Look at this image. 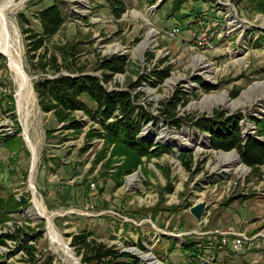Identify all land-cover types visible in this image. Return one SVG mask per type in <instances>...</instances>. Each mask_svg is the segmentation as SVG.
<instances>
[{"label": "rangeland", "instance_id": "1", "mask_svg": "<svg viewBox=\"0 0 264 264\" xmlns=\"http://www.w3.org/2000/svg\"><path fill=\"white\" fill-rule=\"evenodd\" d=\"M120 1L124 11L117 18L106 0H0L11 3L5 31L14 38L34 96L31 107L18 110L13 74L0 51V202H8V208L0 206L8 218L0 234L17 227L29 237L40 232L29 241L36 264L47 256L50 264H82L70 242L80 232L136 256L137 264H264V164L252 171L242 163L245 169L237 171L235 162L221 158L231 150L212 149L210 132L193 124L218 110L237 115L244 139L264 141V0ZM51 4L59 6L63 23L46 47L30 51L23 30L39 32L35 14ZM51 54L59 72L40 69ZM104 57L126 64L105 88L130 90L154 118L142 124L138 139L169 152L137 157L118 146L114 153L99 138L86 141L87 130L102 129L83 113L75 112L82 129L75 133L40 109L35 80L67 73V65L100 76L97 62ZM165 67L169 76L151 83L152 71ZM174 94H180L178 125L161 113ZM23 125L35 149L32 172ZM200 201L206 209L196 220L189 207ZM218 231L247 239L234 251ZM22 237L0 245V263L30 264Z\"/></svg>", "mask_w": 264, "mask_h": 264}, {"label": "trees", "instance_id": "2", "mask_svg": "<svg viewBox=\"0 0 264 264\" xmlns=\"http://www.w3.org/2000/svg\"><path fill=\"white\" fill-rule=\"evenodd\" d=\"M106 1L114 16L120 17L124 11L123 3L120 0ZM35 17L39 22L40 31L33 32L30 28L23 30L26 39L30 40L31 46L28 48L30 51H37L42 46L44 47V44L49 42V38L60 29L63 23L62 12L57 4L43 8L35 14ZM71 55L66 54L65 60L70 59ZM97 67L101 72L100 76L86 72L83 68L67 65L65 67L67 73H58L51 77L35 80L33 89L40 109L45 113H51L58 122L67 123L66 128L75 133H80L82 130L80 121L75 117V112L83 113L91 120L98 122L102 129L101 131L87 130L85 132L86 141L99 138L104 144L113 145L114 153H117L118 146L126 152H132L137 157H156L160 152H169L170 147L138 139L142 124L153 121L154 118L142 106L136 105V98L131 91L128 89L108 91L104 86V83L110 81L114 74L125 72V62L104 57L98 60ZM40 69L56 73L59 72L60 67L56 62V57L51 54L48 63L41 64ZM169 72L168 67L153 70L152 76L155 81L150 82H162L169 76ZM133 87L134 84H130V88ZM179 95H172L163 102L161 108V113L176 125H178V118H175V110L180 104ZM236 95L235 92L231 94L232 97ZM83 97L87 98L94 106H89ZM193 124L201 131L210 132V147L212 149L228 152L235 149L240 161L252 171H256L264 164V141L254 136L244 139L237 123V115H223L218 110H214L211 117L201 116ZM213 129H219V131H213ZM101 157L96 161H99ZM180 158L184 161H186L185 159L191 160V156L185 153H181ZM186 166L189 167V164ZM23 202L26 205V200ZM1 205L8 208V202L6 205L0 202ZM14 207L16 206H11L10 209ZM7 219L4 218L3 213L0 214V223ZM21 234H23L21 241L24 254L28 256L30 264H36L38 260L35 256L36 248L29 241L31 239L38 240L41 236L40 232H34L32 237H29L27 232L17 227L13 232L0 234V245H4L8 238L19 239ZM70 242L76 255L80 256L82 264H137L138 262L136 256L120 251L114 245L98 241L85 232L73 234ZM187 250L192 251L195 256L199 254H195L199 251L196 245L190 246L188 243ZM50 263L51 257L47 256L38 264Z\"/></svg>", "mask_w": 264, "mask_h": 264}, {"label": "bare ground", "instance_id": "3", "mask_svg": "<svg viewBox=\"0 0 264 264\" xmlns=\"http://www.w3.org/2000/svg\"><path fill=\"white\" fill-rule=\"evenodd\" d=\"M8 3L6 2V4H4V5L0 4V51L6 56L7 61H8V67L13 74V79H14V82L16 85V105H17L18 110L22 111L23 108H28V107H31L33 105L32 103L34 101V96H33L32 90H31L29 79H28L26 73L24 72V69H23L22 64L20 62V52L16 48V46L14 45V42H13L14 38L11 35H9L10 33L8 34V32L5 31L6 30V24H5L6 10L9 11L8 7L11 4V3H9V4ZM8 26H10V25H8ZM148 35H150V34H148ZM27 132H28L27 127H25V125H23V133H24L25 138H26V143H27V146L29 147L30 151L32 152V155H33L32 169H31V172H32L33 168H34V163H35V149H34V145L29 140ZM221 158H222V160L235 162L236 163V169H238L237 171L245 169V167L242 165V162L240 161L236 151H234V150L230 151L229 153L221 152ZM30 186L32 188L31 184H30ZM32 192H33L34 208L37 210L38 213L42 214L43 209L40 210V212L38 211V209L41 205H40L39 199H37V197L35 195L34 188H32Z\"/></svg>", "mask_w": 264, "mask_h": 264}, {"label": "built area", "instance_id": "4", "mask_svg": "<svg viewBox=\"0 0 264 264\" xmlns=\"http://www.w3.org/2000/svg\"><path fill=\"white\" fill-rule=\"evenodd\" d=\"M218 234L220 235V242H222L223 245L229 246L234 251L240 250L244 241L247 239L243 233L238 232L218 231ZM229 235L231 236L229 237ZM229 242H231V244H229Z\"/></svg>", "mask_w": 264, "mask_h": 264}, {"label": "water", "instance_id": "5", "mask_svg": "<svg viewBox=\"0 0 264 264\" xmlns=\"http://www.w3.org/2000/svg\"><path fill=\"white\" fill-rule=\"evenodd\" d=\"M205 209H206V202L200 201L195 204H192L189 207V212L196 220H201Z\"/></svg>", "mask_w": 264, "mask_h": 264}]
</instances>
